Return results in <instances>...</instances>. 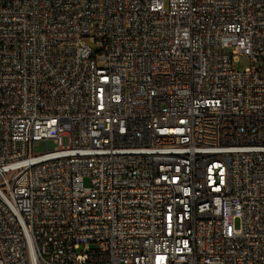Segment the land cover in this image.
<instances>
[{"label": "built area", "instance_id": "obj_1", "mask_svg": "<svg viewBox=\"0 0 264 264\" xmlns=\"http://www.w3.org/2000/svg\"><path fill=\"white\" fill-rule=\"evenodd\" d=\"M0 264H264V0H0Z\"/></svg>", "mask_w": 264, "mask_h": 264}, {"label": "rangeland", "instance_id": "obj_2", "mask_svg": "<svg viewBox=\"0 0 264 264\" xmlns=\"http://www.w3.org/2000/svg\"><path fill=\"white\" fill-rule=\"evenodd\" d=\"M86 41L90 43L92 46H96V44L94 42H91L88 38H86ZM249 65H250L249 56L242 53L239 55L238 61L234 64V69L237 71H243ZM84 183L86 185H89L90 179L86 178Z\"/></svg>", "mask_w": 264, "mask_h": 264}]
</instances>
